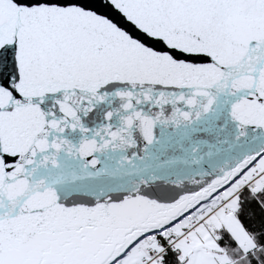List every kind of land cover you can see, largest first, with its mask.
Listing matches in <instances>:
<instances>
[{
    "label": "snow or ice",
    "instance_id": "snow-or-ice-1",
    "mask_svg": "<svg viewBox=\"0 0 264 264\" xmlns=\"http://www.w3.org/2000/svg\"><path fill=\"white\" fill-rule=\"evenodd\" d=\"M0 264H264V0H0Z\"/></svg>",
    "mask_w": 264,
    "mask_h": 264
}]
</instances>
